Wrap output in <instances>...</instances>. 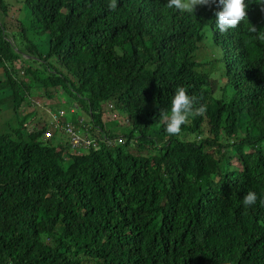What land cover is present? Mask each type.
I'll use <instances>...</instances> for the list:
<instances>
[{
  "label": "trees",
  "instance_id": "trees-1",
  "mask_svg": "<svg viewBox=\"0 0 264 264\" xmlns=\"http://www.w3.org/2000/svg\"><path fill=\"white\" fill-rule=\"evenodd\" d=\"M167 5L0 0V112L19 123L0 133V264H264V25L200 51L201 16ZM179 87L205 111L170 136ZM35 91L76 102L108 136L112 102L125 143L65 164V135L30 124Z\"/></svg>",
  "mask_w": 264,
  "mask_h": 264
},
{
  "label": "clouds",
  "instance_id": "clouds-1",
  "mask_svg": "<svg viewBox=\"0 0 264 264\" xmlns=\"http://www.w3.org/2000/svg\"><path fill=\"white\" fill-rule=\"evenodd\" d=\"M167 6L174 10L177 9L180 11L191 12L192 10H194L201 16L199 23V30L203 29V32L201 33L203 39L201 38L202 39L201 46H198L197 48L200 51H206L210 47L209 41L207 40V38L210 35L221 36V37L225 36L228 42L233 43L237 40L236 29L238 25H240L241 23L244 24L247 23L248 25H255V24H259L261 26L264 25V0H258V3L254 5L256 9L254 10L255 14L252 16H249L248 11L250 5L246 2V0H168ZM200 9L201 10L203 9L202 11H209L211 17H208L207 14L203 15ZM254 85L257 92L264 93V74H260L258 76L257 81ZM34 99L35 97L32 99V101ZM38 99H44V100L49 99L50 101H52L50 97H46V96L43 98L38 97ZM65 101L68 102L66 98L64 100L62 97H59V102L65 103ZM69 103L71 104L69 109V112L71 114H75L76 112L77 113L82 112L83 115L85 114L90 119H92L89 116V114L85 113L81 109H80L81 112H78L77 109H79L78 108L79 105L76 102H69ZM194 104H195L194 97L188 95L186 93L185 88L179 87L175 90V93L171 99L169 110L162 114V118L166 122L165 131L167 134H169L170 136L179 135L181 133V125L185 124V122L190 116L194 114L204 113L205 111L204 106L201 105L199 108H194ZM43 106L46 107L47 109L48 105H43ZM59 111L64 112L63 116L60 117L62 126L60 128L54 129L51 125V122L54 116L56 115L58 116ZM49 112H53L52 113L53 115L51 116L52 120L49 122L46 121L48 123H47V130L44 132V135L48 130L51 131L52 135L55 133V130H58L59 133L65 135L64 141L66 142L65 143L66 147H64L65 150L62 155L65 164L70 162L71 157L73 155L82 154L90 150H98L103 145L110 147L121 145L126 141L125 137L121 134V132L116 133L114 136H108L106 133L102 132L101 129L95 123H93L92 120L88 122L85 119L81 118L79 115L75 116V120H77L75 123L69 122V120L64 118L66 111L62 108H57L54 111L49 110ZM103 113L108 114L109 117L112 119L119 120V118L122 117L115 110L114 104L112 102L106 103ZM66 124L73 126L74 129L78 131V134H80V137L82 139L92 140L95 143V145H90L86 149H84L83 147L72 148V145L69 141L70 138L64 130V126ZM119 138L122 139V142L118 141ZM134 143L136 144V142ZM212 195H220V194L218 192L210 195L203 193L204 199H207ZM256 201H257L256 193L253 191H248L243 196L242 204L244 206H251L254 205ZM193 228L195 227H192V229Z\"/></svg>",
  "mask_w": 264,
  "mask_h": 264
},
{
  "label": "rangeland",
  "instance_id": "rangeland-1",
  "mask_svg": "<svg viewBox=\"0 0 264 264\" xmlns=\"http://www.w3.org/2000/svg\"><path fill=\"white\" fill-rule=\"evenodd\" d=\"M12 1H15V0H12ZM17 5H19V2L16 3ZM16 6V5H14ZM13 13V10L11 11ZM25 10L23 8H21V10L19 11V13H17L18 15V18L19 20L23 21V25L25 26L26 30H32V25L31 23L29 22L28 18L26 17V14L24 13ZM25 18H26V21H25ZM17 23V21H16ZM40 36H39V39H43L42 38V35L40 33H38ZM41 42V41H40ZM20 74H22V71L20 72ZM3 77V74L0 73V78ZM62 91H59L58 93H61ZM57 93V95H58ZM38 94L37 92L35 91V99L32 101V106L34 104H36V110L39 114V116L36 117V119L34 121H31V125L32 124H37L41 127L46 121H51L52 120V113L53 112H49V110H55L57 108H62L66 111V114L64 116V118H66L67 120H69V122H72V123H75L77 120L74 121V119H69V115L71 116H77L79 115L81 118L85 119L86 121H91V119L87 116V115H83V113L80 111V109H77L78 112H81V113H75V114H71L69 112V109H70V103L65 101V103H61L59 102L58 100L57 101H50L49 99L48 100H44V99H38ZM60 97H62L64 100L65 98L60 95ZM30 104V105H31ZM28 106V109L27 111L25 112V114H27L28 112H31L33 111V108L32 106ZM43 105H48L47 106V109L46 107H44ZM75 108V106H74ZM113 117V116H112ZM18 121V118L16 117L14 111H12L11 108H6L4 110H2L0 112V133L4 132V131H7L8 130V127L9 125H12V126H17L19 123L17 122ZM101 121L104 123L105 125V129L108 130L110 133L112 134H116V133H119L122 131H124V127L125 125H128L127 124V119H125L123 116L121 118L118 119H112L109 117L108 114H104L102 115L101 117ZM46 122V123H48ZM29 128V126H28ZM31 129V128H29ZM46 131V130H45Z\"/></svg>",
  "mask_w": 264,
  "mask_h": 264
},
{
  "label": "built area",
  "instance_id": "built-area-1",
  "mask_svg": "<svg viewBox=\"0 0 264 264\" xmlns=\"http://www.w3.org/2000/svg\"><path fill=\"white\" fill-rule=\"evenodd\" d=\"M64 114L63 111H59V114L58 116H54L53 117V120L51 122V125L52 127L55 129V128H60L62 125H61V121H60V117H62ZM64 130L66 132V134L69 136L70 138V143L72 145V148H76V147H83L84 149L88 148L90 145H95V143L92 141V140H89V139H82L80 137V134H78V131H76L74 129L73 126L69 125V124H66L64 126ZM47 137L51 136L52 133L50 130H48L45 134ZM119 142H122V139L119 138L118 140Z\"/></svg>",
  "mask_w": 264,
  "mask_h": 264
}]
</instances>
